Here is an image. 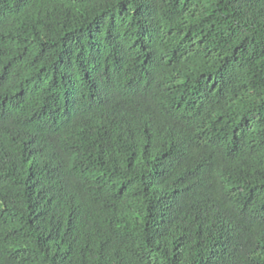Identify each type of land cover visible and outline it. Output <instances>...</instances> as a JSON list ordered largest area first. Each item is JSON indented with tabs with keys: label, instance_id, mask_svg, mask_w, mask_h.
<instances>
[{
	"label": "trees",
	"instance_id": "1",
	"mask_svg": "<svg viewBox=\"0 0 264 264\" xmlns=\"http://www.w3.org/2000/svg\"><path fill=\"white\" fill-rule=\"evenodd\" d=\"M0 264H264V0H0Z\"/></svg>",
	"mask_w": 264,
	"mask_h": 264
}]
</instances>
